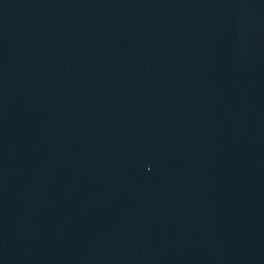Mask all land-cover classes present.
<instances>
[{"label": "water", "instance_id": "water-1", "mask_svg": "<svg viewBox=\"0 0 264 264\" xmlns=\"http://www.w3.org/2000/svg\"><path fill=\"white\" fill-rule=\"evenodd\" d=\"M0 264H264V0H0Z\"/></svg>", "mask_w": 264, "mask_h": 264}]
</instances>
